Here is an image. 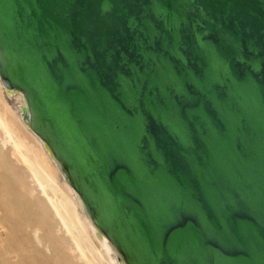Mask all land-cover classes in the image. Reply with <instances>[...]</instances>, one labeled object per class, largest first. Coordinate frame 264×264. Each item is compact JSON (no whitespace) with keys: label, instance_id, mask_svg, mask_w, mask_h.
I'll list each match as a JSON object with an SVG mask.
<instances>
[{"label":"water","instance_id":"water-1","mask_svg":"<svg viewBox=\"0 0 264 264\" xmlns=\"http://www.w3.org/2000/svg\"><path fill=\"white\" fill-rule=\"evenodd\" d=\"M0 80L125 264H264V0H0Z\"/></svg>","mask_w":264,"mask_h":264},{"label":"bare ground","instance_id":"bare-ground-1","mask_svg":"<svg viewBox=\"0 0 264 264\" xmlns=\"http://www.w3.org/2000/svg\"><path fill=\"white\" fill-rule=\"evenodd\" d=\"M24 106L22 94L5 88L0 80V129L4 142L13 146V155L29 169L42 192L46 188L51 190L53 197H48V201L72 238L82 264H125L113 245L92 222L83 201L66 181L59 163L45 142L23 119ZM26 139H30L31 143L27 144ZM10 195L13 197L12 193ZM14 200L10 199L11 202ZM19 207L23 210L20 203ZM8 209L6 204L0 207V264H81L66 258L61 260L57 254L52 260L48 259L49 256L43 260L42 249L39 248L42 243L40 227L33 225L28 232L27 224L21 217V214H25L24 210L21 213L20 209L17 210V214L15 210ZM45 250H49V247L45 246Z\"/></svg>","mask_w":264,"mask_h":264},{"label":"rangeland","instance_id":"rangeland-1","mask_svg":"<svg viewBox=\"0 0 264 264\" xmlns=\"http://www.w3.org/2000/svg\"><path fill=\"white\" fill-rule=\"evenodd\" d=\"M26 143L30 144V139H26ZM0 191V207L6 204L9 209L15 210L18 214L17 210L20 209V203L25 213L23 214L24 216L21 214V217L27 224L28 232L31 231L33 225L40 227L39 234L42 236V243L39 248L42 249L41 255H43V260H45V256H49L48 259L52 260V257L57 254L58 258L61 260L66 258L67 260H72L73 262L78 261L82 264V259L79 258V253L76 250L72 238L63 227L59 218L55 215L48 201V197H53L51 190L46 188L44 193L42 192L29 169L20 163L13 155V146L8 142H4V135L1 129ZM8 191L9 194L7 195ZM10 193H12L15 198H13ZM11 198L15 200L11 202ZM12 203H14L16 209L13 208L14 205ZM23 210L20 209L19 213ZM61 240L64 241V243ZM45 246H48L49 250H45Z\"/></svg>","mask_w":264,"mask_h":264}]
</instances>
